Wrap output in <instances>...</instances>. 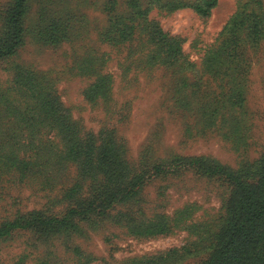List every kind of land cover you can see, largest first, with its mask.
<instances>
[{
    "label": "rangeland",
    "instance_id": "1",
    "mask_svg": "<svg viewBox=\"0 0 264 264\" xmlns=\"http://www.w3.org/2000/svg\"><path fill=\"white\" fill-rule=\"evenodd\" d=\"M136 1L148 8L146 18L131 15L129 0L27 1L22 43L0 59L1 105L24 111L29 100L14 86L15 74L37 71L84 141L92 140L96 152L102 145L118 148L128 165L126 179L143 174L145 182L103 214L72 216L66 229H14L0 238V264H155L152 259L171 251L176 255L161 264H203L224 221L231 186L223 177L190 169L151 176L149 170L184 156L235 171L263 155L264 36L252 42L244 25L254 12L257 30H264V0H216L207 16L187 5L196 0H179L174 8L167 4L173 0ZM11 4L0 0V35ZM244 19L233 35L231 22ZM125 22L133 24L130 39L101 35ZM150 22L180 40L182 57L149 59ZM46 24L56 43L37 38ZM66 29L61 40L59 30ZM229 40L237 42V58L226 56ZM102 75L110 78L107 93L88 100L84 90ZM6 123L0 121V225L32 212L62 218L91 198L94 181L81 178L57 128ZM76 185L78 192L70 193ZM152 222L165 223L166 230L136 233Z\"/></svg>",
    "mask_w": 264,
    "mask_h": 264
},
{
    "label": "trees",
    "instance_id": "2",
    "mask_svg": "<svg viewBox=\"0 0 264 264\" xmlns=\"http://www.w3.org/2000/svg\"><path fill=\"white\" fill-rule=\"evenodd\" d=\"M27 1L12 0L11 6L5 13V29L0 35V59L13 54L22 43L26 31L23 25L28 13ZM178 1L173 0L167 4L172 8L179 7ZM129 2L131 8L134 9V12L130 13L131 15L140 19L146 18L148 8H140L136 0H129ZM215 4L216 0H196L187 5L197 14L207 16ZM134 19L137 18L129 17L131 22ZM246 19L247 22L250 21V24L246 23L244 27H249L250 30L247 31L253 34L254 37L251 41L257 42V37L264 36V30H257V28H261L260 20L254 12H251ZM246 19L240 24L236 21L231 22L232 26H236L231 30L233 35L237 31L236 28L243 25ZM64 24L60 23L59 26L63 27ZM116 25L117 30H104L101 35L110 37L113 41H126L131 38L130 35L134 31L131 30L132 23L125 22ZM42 29L36 30L37 38L46 41V43H56L57 40L52 39L55 30H51L50 24H46V28L43 26ZM147 29L148 40L150 39L149 41L153 45L152 51L148 54L149 59H152L153 62L162 59L175 61L182 57L180 40L162 32L156 23L150 22L147 24ZM68 33V29L59 30L61 40L63 37H68ZM227 43H229L228 48L224 50L226 56L237 58V42L229 40ZM109 84L110 78L102 75L84 90V96L88 100H94L98 95L107 93ZM14 86L18 90H24L29 102L22 112L19 110L11 112L10 109L15 107L10 104L7 108L8 104L3 106L0 103V121L5 119L9 122L6 124L10 125L21 123L29 126L41 123L53 125L65 139L69 156L78 163L81 178H90L94 181L95 186L92 190L93 194L90 195L91 198L86 199L87 202H79L77 207L71 208L64 217H46L40 212H32L27 218H21V220L18 218L0 225V238L17 228L35 227L42 232L66 229L70 226L69 219L72 216L103 214L113 204L123 202L133 196L137 188L144 184L145 176L143 174H135L126 179L123 171L128 165L120 156L118 148L110 146L111 149L107 150L109 146L102 145L98 148L97 153L92 140L84 141V138L78 134L74 126L75 123L70 120L68 110L59 102L52 86L47 84L44 77L37 71L27 68L17 69ZM103 146L104 149H102ZM95 152L98 156L93 159L96 155ZM183 169L194 170L207 176L223 177L231 186L230 196L225 206L224 221L213 236L209 256L203 264H264V153L254 163L244 164L235 171L203 157L173 156L169 159L168 164L152 166L149 175H163L168 171L179 172ZM78 189L79 185H76L70 190V193H77ZM137 228L139 230H136V233L140 235L160 234L166 230V224L152 222ZM176 253V251H171L151 261L161 264L175 256Z\"/></svg>",
    "mask_w": 264,
    "mask_h": 264
}]
</instances>
